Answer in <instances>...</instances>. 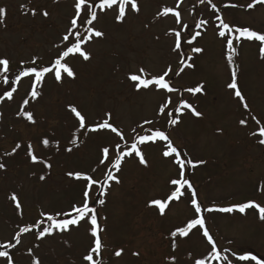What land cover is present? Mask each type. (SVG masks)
<instances>
[{
    "label": "rangeland",
    "instance_id": "obj_1",
    "mask_svg": "<svg viewBox=\"0 0 264 264\" xmlns=\"http://www.w3.org/2000/svg\"><path fill=\"white\" fill-rule=\"evenodd\" d=\"M99 2L93 4L98 16L93 25L78 20L82 36L87 34V27L104 33L82 45L90 53V60L70 55L63 62L74 70V78L62 74V82H57L54 74H47L37 86L40 95L32 100L29 94L34 76L22 77L19 82L15 77L28 67L51 66L65 49L62 38L75 15V0H0V8L5 10L0 18V58L10 61L7 72L0 66V96L15 89L11 100L5 96L0 101V164L5 165L0 169V245L16 244L14 237L20 228L31 229L20 234V243L14 248L0 247V251H7L14 264H33V260L39 264H87L83 256L94 241L90 224L81 222L67 231L52 229L51 235L37 239L38 233L51 225L47 215L67 219L58 214L82 205L86 182L68 175L80 172L99 182L90 192L89 206L97 209L98 224L103 229L99 233L101 254L94 255L103 264H195L197 259H204L205 264H264V221L259 219L258 209L249 208L244 213L235 208L228 213L203 211L250 201L264 207V145L259 143L264 139L259 136V129L264 127L261 45L259 41H234L238 87L246 109L235 90L227 87L231 67L216 19L219 16L230 27H248L264 34V4L249 9L247 5L253 0H136L140 11L133 12L129 6L126 19L117 22L114 17L118 5L101 11L96 7ZM165 8L173 11L163 15ZM177 11L181 24L173 14ZM200 20L207 23L197 29ZM174 31H181L185 38L201 32L192 44L182 39V53L192 58L187 62L193 67H185L179 76L174 74L181 66L179 56L172 51ZM193 47L203 51L194 53ZM33 58L36 65L31 63ZM169 66L174 93L154 86L137 91L128 79L140 68L150 78ZM201 85L199 93L185 91ZM169 98L172 103L166 111L173 115L158 114ZM25 99L29 100L26 106ZM181 101L201 115L195 116L188 109L176 113ZM22 106L33 114L35 124L20 114ZM70 106L81 111L89 127L103 122L111 113L109 122L122 132L124 140L110 130L79 129ZM173 118H178L176 125L169 124ZM242 119L245 125L240 124ZM146 120L152 123L145 124ZM154 130L164 131L182 158L186 154L193 163L203 161L194 168L187 167L185 177L198 194L205 227L221 258L212 253V244L199 226L186 237L171 236L172 231L197 218L190 191L168 202L164 215L156 206H149L156 199L167 201L175 189L170 180L179 178L173 158L162 154L166 141L138 145L146 164H140L133 154L124 157L120 171L110 168L117 143L122 146L120 150L128 151L137 135H151ZM45 138L50 141L48 147L41 143ZM73 138L76 145L71 143ZM16 144L21 147L13 153ZM29 144L38 161L44 163H33L27 156ZM104 147L110 149L111 156L101 165ZM45 163L51 167H45ZM109 170L120 183L105 180ZM42 175L44 180L40 179ZM105 183L108 187L102 189L100 185ZM13 194L21 204L19 209L11 199ZM99 199L105 203L99 204ZM118 250H122L120 257L115 256ZM240 256L249 259L240 260ZM0 264H7L6 258L0 257Z\"/></svg>",
    "mask_w": 264,
    "mask_h": 264
},
{
    "label": "snow or ice",
    "instance_id": "obj_2",
    "mask_svg": "<svg viewBox=\"0 0 264 264\" xmlns=\"http://www.w3.org/2000/svg\"><path fill=\"white\" fill-rule=\"evenodd\" d=\"M95 3V0H92V3H89L88 0H75L74 3V9H75V15L70 21V27L68 28L66 34L63 36V41L65 42V49L62 50L58 57L51 62V66H45V67H39L36 65V59L33 58L32 64L36 65L33 67L25 68L24 70L20 71L19 74L15 77V82H19L22 77H32L34 76V81L32 84V90L30 92V97L32 100H36L38 96L40 95V92L37 90V86L41 84V82L44 80L45 76L47 74H54V79L57 82H62L63 75L66 74L68 77L75 76L74 70L63 61L66 60L70 55L78 54L80 57L83 58L84 61H88L91 58L90 53L85 51L82 48V45L86 44L88 41L92 40L93 37H103L104 33L100 30H96L94 27H87L85 29L86 35H81V32L79 31V25L78 20H82L87 25L91 26L93 25V22L97 20V12L93 10V4ZM258 4H264V0H253L252 3H249L247 7L249 9L254 8ZM114 5H118V14L115 15V20L117 22H123L124 19H126L127 16V9L130 6V10L133 12H139V6L136 0H100L99 4L96 5L101 11H105L107 9H113ZM234 6V5H233ZM172 9L165 8L163 11V15H167L169 12H172ZM5 13V10L3 8H0V18L3 17ZM83 13V17H82ZM35 14V12L33 13ZM176 17L177 24H181V18L180 13L174 12L173 13ZM43 15L47 17L49 13L47 11L43 12ZM90 17V18H88ZM217 20L220 21L219 23V31L218 36L220 38H223L226 40V60L228 62V65L231 67V82L227 85L229 89L235 90L234 94L236 97L239 98L240 102L243 104V106L247 109L248 105L245 103V97L242 95V92L240 91L238 87V78H237V68L235 66L234 62V56L237 54L236 48L234 47V41L240 42L243 40L248 41H259L260 42V48L259 52L262 57H264V34H260L255 30H251L248 27H230L228 23H225L219 16L216 17ZM207 21L200 20L196 23L195 27L197 29L202 28ZM184 27H187L186 25ZM175 36V43L174 47L172 48V51L177 53L179 56V63L180 67L178 70L174 73L175 75L179 76L185 69L192 68L193 65L191 63H188V60H191V57L185 58V56L182 53V39L184 42L188 44H192L197 37L201 36L200 31H196L193 35L190 37H182L181 31H174L173 32ZM74 38V41L73 39ZM192 52L194 53H201L203 51L200 47H193ZM9 64L10 61L7 58H0V66L3 67V71L7 72L9 70ZM172 68L169 66L165 71H163L162 74L148 77V74L146 73L145 69L140 68L138 71V74H129L128 79L133 82L134 87L137 91H140L141 89H149L150 86H154L158 90H164L167 93H174L176 89L171 86V76L170 73H172ZM5 82H7V78H5ZM203 86H197L195 88H189L185 91H188L190 93H199L202 91ZM12 91H6L4 93V96H0V101L4 99L6 96L8 100H11L13 98V92ZM171 98L167 99L159 108L160 115H167L171 117L173 114L172 112H167L166 109L168 108V105L171 104ZM29 104V100L25 99L23 101V105L26 106ZM182 109H188L192 111L193 115L200 116L201 113L196 111L189 103L181 101L180 105L175 108L176 113H181ZM70 111L72 114H74L75 118L78 120V127L79 129H86L90 132H98L100 130H110L112 133H115L118 137H120V140H124V136L120 130H118L116 127L113 126L112 123L109 122L111 119V113L106 114L107 119H104L103 122L97 123L94 126H87L86 117L77 109L75 106H70ZM20 114L30 123L35 124V120L33 117V114L29 111H25L24 107L22 106ZM252 119H256L255 116L252 117ZM178 118H173L169 120V124L176 125L178 123ZM145 124H151L152 121H144ZM247 122L245 120H240L241 125H245ZM259 123V121H257ZM135 131V129H133ZM255 135V133H253ZM259 136L264 137V127H261L259 129ZM157 141H166V150L163 151L164 157L173 158V163L178 166L179 168V178H173L170 180V184L175 186V189L171 191L170 195L167 197V201H163L160 199H156L150 202L149 206H156L159 209V213L161 215L165 214V209L168 206V202L173 200H179L182 196H185L188 191L191 192V205L195 209V213L197 214V218L191 219L188 221L187 225L184 227H179L175 231L171 232L172 237H186L189 232L199 226L201 229H204L203 235L208 239L209 244H212V253L215 254L216 258L219 257V254L216 252V247L213 242V238L209 234V231L205 227V219L202 215V208L201 205L198 202V194L196 190L193 188L190 181L185 177V170L187 167H196L198 163H203V161H199L197 163H193L191 159L182 158L181 152L175 147L172 143V141L169 139V137L166 135V133L162 130H154L151 132V135H137L135 138V141L131 144L130 150L123 151L121 149V144L117 143L115 145V148L118 150L115 156L114 162L111 163L110 168L115 169L116 171H120L121 164L124 159V157H130L133 154L135 156L139 157L140 164H146V160L139 149L138 145H144L148 142H157ZM41 143L48 147L50 141L48 139H43ZM71 143L76 145L77 139L73 138L71 140ZM259 143L261 145H264V139H260ZM21 147L20 144H16L15 148H13L12 152H16L17 149ZM67 151L71 152L72 149L68 148ZM103 158L99 161L101 165H105L107 161H109L111 153L110 149L108 147H104L102 149ZM12 153H8V155H11ZM27 156L31 158V161L33 163L41 162L44 163V161H38V157L34 155L32 145L29 144L27 147ZM5 167L4 164H0V169H3ZM45 167H51L50 164L45 163ZM95 171V169H93ZM70 177H73L74 179L78 181H84L85 188L83 191V203L80 206L73 205L71 211L66 213H60L58 215H64L69 218L62 219V220H56L55 216L53 215H47L46 219L51 222L50 227H45L42 231L38 233L37 239H41L45 237L46 235H51L52 229H57L60 231H67L69 230V226H79L81 222H85L87 224H90L91 226V236L94 238L93 246H91V250L83 256V260L87 262V264H103V261L100 259H94L95 256H100L101 249H102V240L99 235L100 232L103 231L102 228H100L98 224V213L97 209L94 207L89 206L90 201V192L94 185L99 184L98 181L93 179L92 176L83 174L80 172L76 173H68ZM41 180H44L45 177L42 175L40 176ZM105 180L111 181L114 180L116 183H120L119 179L113 175V172L111 170L107 171L105 174ZM102 189L108 187V185L102 184L100 185ZM183 190V191H182ZM101 195H104V191H101ZM11 199L16 202L15 206L17 209L21 207V204L15 194L11 196ZM99 204L103 205L105 203V200L99 199ZM238 209L239 212L244 213L246 209L249 208H256L258 209L260 216L259 219L264 221V207H261L259 204H256L255 202H247L240 205L232 206V207H224V208H212L209 207L207 209H203V211L207 212H214V211H220V212H232L233 210ZM42 215H44L42 213ZM39 223V222H37ZM31 231L28 227H22L20 228L19 232L16 234V237L14 239L16 240V244L20 243L19 236L21 233H27ZM16 244H7V245H0V247H11L14 248ZM173 248L176 247L175 242L172 244ZM31 251V250H30ZM122 255V250H118L115 252L116 257H120ZM133 255H138V253H133ZM0 257H4L7 260V264H14L13 258L9 255L7 251H0ZM223 259H226L223 258ZM240 260H247L249 259L248 256H240ZM251 259H255V257H251ZM33 264H39L38 260H33ZM195 264H205L204 259H197L195 261ZM257 264H260L259 261H257Z\"/></svg>",
    "mask_w": 264,
    "mask_h": 264
}]
</instances>
